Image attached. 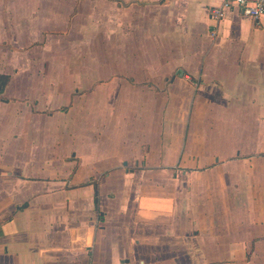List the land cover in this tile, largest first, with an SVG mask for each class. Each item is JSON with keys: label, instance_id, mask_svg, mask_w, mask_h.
I'll return each instance as SVG.
<instances>
[{"label": "crops", "instance_id": "1", "mask_svg": "<svg viewBox=\"0 0 264 264\" xmlns=\"http://www.w3.org/2000/svg\"><path fill=\"white\" fill-rule=\"evenodd\" d=\"M222 1L0 0V264H264V15Z\"/></svg>", "mask_w": 264, "mask_h": 264}, {"label": "built area", "instance_id": "2", "mask_svg": "<svg viewBox=\"0 0 264 264\" xmlns=\"http://www.w3.org/2000/svg\"><path fill=\"white\" fill-rule=\"evenodd\" d=\"M232 7H237L242 14L255 20L264 15V0H223L219 5L212 8L211 17L219 20Z\"/></svg>", "mask_w": 264, "mask_h": 264}, {"label": "rangeland", "instance_id": "3", "mask_svg": "<svg viewBox=\"0 0 264 264\" xmlns=\"http://www.w3.org/2000/svg\"><path fill=\"white\" fill-rule=\"evenodd\" d=\"M38 64V63H37Z\"/></svg>", "mask_w": 264, "mask_h": 264}]
</instances>
